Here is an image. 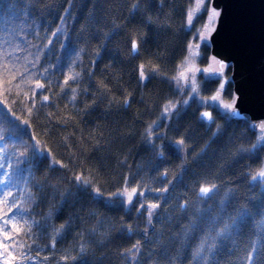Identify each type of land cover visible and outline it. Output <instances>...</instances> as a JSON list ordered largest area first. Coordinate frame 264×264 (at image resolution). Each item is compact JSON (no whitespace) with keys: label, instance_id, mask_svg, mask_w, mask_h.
I'll return each mask as SVG.
<instances>
[{"label":"trees","instance_id":"trees-1","mask_svg":"<svg viewBox=\"0 0 264 264\" xmlns=\"http://www.w3.org/2000/svg\"><path fill=\"white\" fill-rule=\"evenodd\" d=\"M196 3L0 0V49L10 53L19 66L28 62L30 71L37 73L30 81L32 87L35 80L45 85L35 96L37 106L31 115L30 103H12L15 89L8 102L0 106V133L5 135L0 147L9 145L8 164L15 165L14 153L26 149L30 158L42 151L48 154L47 159L32 164L31 174L28 165L22 166L23 171L17 169V182L12 187L17 192L27 184L39 198L32 216L41 221L42 230L33 228L31 238L22 235L19 239L34 245L30 254L40 264H56V260L44 261L45 256L59 259L66 252L77 256L82 243L86 253L67 264H194L192 255L205 235H215L210 231L211 219L222 216L215 225L219 231L242 206L251 216L231 239L218 241V251L209 264H241L252 241L264 243L258 239L257 227L260 213H264V186L251 184L249 175L264 166V150L259 151V159L238 151L248 148L260 132L251 130L247 116L226 123L215 101L209 99L227 81L219 97L226 103L234 100L232 65L225 64L216 74L218 79L212 74H196L200 87L196 99L186 109L179 105L177 114H165L161 119L168 101L189 99L191 89L185 82H180L187 88L183 93L175 92V85L169 83L177 65L188 55V45H200L201 67L211 56L209 39L206 43L200 39L206 35L207 26L213 30L216 24L211 17L215 11L211 0H207V11L194 20L191 31L185 28L188 10ZM133 40L138 44V54L131 50ZM141 65L146 76L153 66H158L159 74L140 81ZM72 73L80 75L62 93L60 86ZM73 89L75 102L70 99ZM45 95L50 99L41 103ZM202 98L207 102L200 103ZM125 99L127 105L123 104ZM204 108L215 119L210 128L206 118L204 122L199 119ZM154 121L158 126L148 134L146 130ZM217 125L222 134L212 139ZM179 138L184 144L177 154L174 149ZM30 144L34 147H28ZM160 152L163 159L157 156ZM53 158L64 167L49 168ZM3 170L14 171L7 164ZM164 172L167 179L161 181ZM76 175L92 181L88 191L76 187ZM125 177H129L128 184H124ZM210 185L217 186L215 194L200 198V187ZM166 186V194L157 191ZM133 187L139 192L147 189L148 194L131 204L126 193L122 197L109 195ZM95 188L100 189L99 195L92 192ZM226 196L228 202L221 212ZM152 204L157 208L149 222ZM181 205L186 208L182 210ZM49 212L51 218L45 221ZM66 222L63 239L58 240L55 250L45 247L51 244L54 229ZM193 222H199L200 228L191 229ZM186 230L190 232L187 240ZM137 241L141 250L134 260L126 250Z\"/></svg>","mask_w":264,"mask_h":264},{"label":"snow or ice","instance_id":"snow-or-ice-1","mask_svg":"<svg viewBox=\"0 0 264 264\" xmlns=\"http://www.w3.org/2000/svg\"><path fill=\"white\" fill-rule=\"evenodd\" d=\"M207 0H197V3L194 7L189 8L187 13V21H186V31H191L194 20L203 14L204 11H207ZM135 7V5H134ZM219 14L215 11L211 13V17H216ZM210 17V19H211ZM200 39L202 43H206L207 37L200 35ZM200 45H192L191 43L188 45V55L177 65L175 72L176 74L169 79L170 84H174V91L183 93L187 91V88L181 85V81H185L187 87L191 88V92L188 93L189 99H184L181 97L180 100L175 102L168 101L161 112V119L168 115L177 114L179 105H184L185 109L190 106V101L196 99V93L200 90V87L197 85L195 80H192L190 83L189 77L194 76L197 69L191 66L190 61L192 58L200 55L198 49ZM197 49V50H194ZM131 50L133 53L138 54V44L135 40H133L131 45ZM18 59V58H17ZM38 61V58H37ZM218 63V62H217ZM28 62H25L24 66H19L17 60H13L11 54L0 49V69H2V77H0V88H2V93L0 95L3 96V99H0V106L6 104L9 100L10 95L13 94V90L15 89V99L12 100V103H20L22 105L31 104L32 107L28 109L29 115H31L33 109L36 108L37 102L35 100V96L38 92L43 91L45 89V85L40 83L39 80H35V86L32 87L30 85V81L36 76V72L30 71L27 66ZM225 67L224 64H220V71ZM31 68L35 69L36 64L32 63ZM141 70L139 73V80L144 81L145 79H149L154 75L159 74L158 66H153L151 70H149L148 75L146 76V72L144 70V65L140 66ZM47 69H45V72ZM71 71V70H70ZM203 71L212 74V76L216 79L219 78L216 75L217 70L208 68ZM43 75V74H41ZM80 73H72L69 76L65 77L64 84L61 85V92L63 93L65 88L68 86L69 82H75L79 77ZM19 81V82H18ZM227 81L222 82L217 90V94L211 96L209 99L211 101H217L219 99L220 92L225 89ZM27 87L29 89L28 92H24L23 89ZM73 96L70 98L72 102L76 101V89H73ZM23 96L24 100L21 101L20 97ZM41 103L49 101L50 97L45 95L41 98ZM124 105L128 104V100L125 99L123 102ZM213 106V105H209ZM215 107L219 110V115L222 118H225L226 123H231L233 120L242 119L239 112L233 107V104L225 103L220 109L219 105H215ZM206 118V122L210 128L211 124L215 123V119L212 116V113L205 111L201 113L199 119L204 122ZM25 125H27L28 120L25 119L23 121ZM154 126H158V122L154 121L153 125H150L146 130L148 134L151 133V130ZM256 125H250L252 131H255ZM261 131L257 136L256 140L248 147V148H240L238 151L241 154H247L250 158L259 159V151L264 150V124L259 125ZM221 133V126L217 125V131L213 133L212 139H215L217 135ZM5 139V135L0 133V141ZM184 144L183 138H179L176 141V148L174 151L179 152V146ZM28 147H34V145H28ZM9 145H4L0 147V170L5 168V165H8V168L13 169L14 171L9 172L7 170H3L2 174H0V264H30L31 261L36 260V257L31 256V249L34 245H29L26 243H22L19 237L27 236L31 238L33 233V228L41 229L42 224L41 221L35 220L32 216V212L38 203L39 198L30 190V188L25 185V187L19 189L17 192L12 191V187L16 184V179L14 177L17 175L16 170L23 171V165H28L27 171L31 174L32 164L38 163L41 159H47L48 154L45 152H41L39 156L33 154L30 158L27 149L25 151L14 153L16 156L15 165L8 164V151ZM201 151H204L202 149ZM157 156L160 159H163V153H157ZM55 165H60L64 167V165L59 160H55L53 158L52 162L48 165L49 168H53ZM181 168H184V165H181ZM251 176L250 183L255 185L257 183L264 186V166H261L259 170L254 173L249 174ZM180 179L181 177L178 175L176 177ZM247 178V177H246ZM159 179L161 181L167 179V172L161 173ZM129 177L124 178V184H128ZM92 181L89 179H84L82 175L75 176V185L78 189L82 191H88L91 187ZM172 182L169 181V185ZM34 187L39 188V185H34ZM217 190L216 185L210 186H202L199 189V197L200 198H211L212 195L215 194ZM159 193L166 194L168 191V186L157 190ZM92 192L99 195L100 189L95 188L92 189ZM127 194V200L129 204L133 203L135 199L142 198L143 196L148 194V190L145 189L143 192H139L137 187H133L131 191L128 189L117 190L116 192L110 193L109 195L112 197L123 196ZM228 202L227 196L224 201L221 203V212H223V206ZM28 204V207H25V204ZM111 201H106V204H110ZM143 207V206H142ZM157 208L156 204H152L148 208L149 212V222H151V217L153 210ZM186 205H181V209H185ZM142 211V209H141ZM52 213L49 212L44 217V220L47 221L51 218ZM201 217L203 213H198ZM261 220L257 223V227L260 232L259 240H264V213H260ZM28 216L29 219L25 220L24 217ZM251 216V212L247 207H241L237 210L236 215L234 217H228L226 222H223V226L216 230L215 225L219 223L223 218H212L210 221V231L214 232L215 235L206 234L204 239L201 241L200 245L197 247L196 251L192 255V260L194 264H209L210 261H213L214 256L218 251V241H224L231 239L234 232H236L241 223L247 218ZM67 226L66 224L61 225L59 228L54 229L53 235L51 236V244L46 245L45 247L51 248L55 250V245L58 240L63 239L64 229ZM191 229H199V222H193L190 225ZM202 230V229H201ZM190 232L188 230L185 231V240L189 237ZM12 241L13 243H10ZM250 250L246 251L244 257L241 258V264H264V243H258V241H252L249 246ZM141 250L140 242L137 241L136 244L132 245L130 249L126 250V253H132V259H137V253ZM87 249L85 245L82 243L79 247V253L77 256H71L67 252L65 255L60 256L59 259L53 255L52 257L45 256L43 258L44 261L56 260V264H61V262L75 261L76 259L82 257L86 253ZM18 253V254H17Z\"/></svg>","mask_w":264,"mask_h":264},{"label":"water","instance_id":"water-1","mask_svg":"<svg viewBox=\"0 0 264 264\" xmlns=\"http://www.w3.org/2000/svg\"><path fill=\"white\" fill-rule=\"evenodd\" d=\"M211 6L219 14L209 35L211 54L219 64L232 65L233 107L260 132L259 125L264 124V0H211Z\"/></svg>","mask_w":264,"mask_h":264},{"label":"rangeland","instance_id":"rangeland-1","mask_svg":"<svg viewBox=\"0 0 264 264\" xmlns=\"http://www.w3.org/2000/svg\"><path fill=\"white\" fill-rule=\"evenodd\" d=\"M215 12L218 13V11H216V10H215ZM216 18H217V16L214 17L215 21H216ZM215 23H216V22H215ZM205 30H206V32H207V33H205V34H206L205 36L207 37V39H209V35H210V33L212 32V30L210 29L209 26H207V27L205 28ZM194 50H197V49L194 48ZM198 51H199V53H200V49H198ZM198 57H199V55L196 56V57H194V58H192L191 61H190L191 66L194 67L195 69H197V71L195 72L194 76L189 77V81H188V83H190L192 80H195V79H196V76H197L196 74H198L199 72H203V73L205 74V76H206V74H207V75L210 74V73H208V72L203 71L204 69H208V68L216 69V70H217L216 74H217L218 72H220V64H219V61H218V59H216L212 54H211V56H210V58H209V60H208V64H207L206 66H203V67H201V66L198 64ZM217 62H218V63H217ZM224 65H225V64H224ZM224 68H225V67H224ZM224 68H223V69H224ZM181 82H185V81H181ZM185 84H186V82H185ZM190 89H191V88H190ZM205 102H207L206 99H203V98L200 99V103H205ZM209 102H210V101H209ZM215 103H216L217 105H219V106L222 108L223 104H225L226 102H224V101L221 99V97H219V99H218L217 101H215ZM227 103L233 104V101H230V102H227ZM207 110H209V109H206V108L202 109V111H207ZM2 171H3V170H0V174H2ZM17 254H18V253H17ZM32 257H35V256H32ZM39 262H40V261H39L38 259H36V260H34V261H31L30 264H40Z\"/></svg>","mask_w":264,"mask_h":264}]
</instances>
